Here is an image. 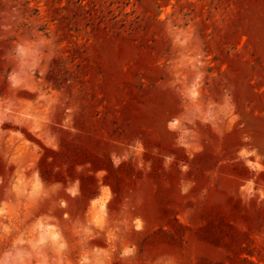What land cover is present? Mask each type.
Masks as SVG:
<instances>
[{
	"label": "rangeland",
	"instance_id": "obj_1",
	"mask_svg": "<svg viewBox=\"0 0 264 264\" xmlns=\"http://www.w3.org/2000/svg\"><path fill=\"white\" fill-rule=\"evenodd\" d=\"M18 240L24 264H264V0H0Z\"/></svg>",
	"mask_w": 264,
	"mask_h": 264
},
{
	"label": "clouds",
	"instance_id": "obj_2",
	"mask_svg": "<svg viewBox=\"0 0 264 264\" xmlns=\"http://www.w3.org/2000/svg\"><path fill=\"white\" fill-rule=\"evenodd\" d=\"M15 54L16 57L20 60L18 67L22 71L24 67V58L28 55V50L25 44H17L15 48ZM18 75L19 73L16 71H13L9 74V81L13 86H16L20 82L18 79ZM39 242L43 243V239H41ZM21 243L22 241H16L15 245H13L12 251H5L0 254V264H24V256L26 255V253H22L17 249V245H20ZM132 252L133 249H125L121 255L127 256L132 254Z\"/></svg>",
	"mask_w": 264,
	"mask_h": 264
}]
</instances>
